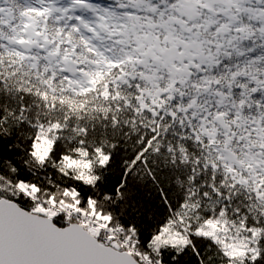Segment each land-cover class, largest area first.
Instances as JSON below:
<instances>
[{
    "label": "snow or ice",
    "instance_id": "1",
    "mask_svg": "<svg viewBox=\"0 0 264 264\" xmlns=\"http://www.w3.org/2000/svg\"><path fill=\"white\" fill-rule=\"evenodd\" d=\"M0 264H264V0H0Z\"/></svg>",
    "mask_w": 264,
    "mask_h": 264
}]
</instances>
